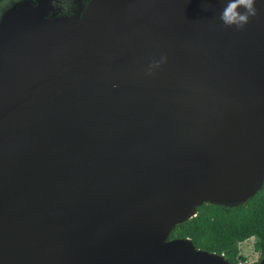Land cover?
<instances>
[{
	"label": "water",
	"instance_id": "water-1",
	"mask_svg": "<svg viewBox=\"0 0 264 264\" xmlns=\"http://www.w3.org/2000/svg\"><path fill=\"white\" fill-rule=\"evenodd\" d=\"M37 1L0 23V264H231L170 235L263 187L264 0Z\"/></svg>",
	"mask_w": 264,
	"mask_h": 264
},
{
	"label": "trees",
	"instance_id": "trees-1",
	"mask_svg": "<svg viewBox=\"0 0 264 264\" xmlns=\"http://www.w3.org/2000/svg\"><path fill=\"white\" fill-rule=\"evenodd\" d=\"M171 238H190L196 248L224 254L231 264L244 263L239 244L257 237L260 259L264 257V184L246 203L226 207L204 203L191 219L175 226ZM259 259V260H260Z\"/></svg>",
	"mask_w": 264,
	"mask_h": 264
},
{
	"label": "clouds",
	"instance_id": "clouds-1",
	"mask_svg": "<svg viewBox=\"0 0 264 264\" xmlns=\"http://www.w3.org/2000/svg\"><path fill=\"white\" fill-rule=\"evenodd\" d=\"M241 8L244 9L243 12L240 11ZM257 14L255 0H228L220 14V20L227 27L236 26L238 29H243L250 18ZM158 66V64L152 65V67Z\"/></svg>",
	"mask_w": 264,
	"mask_h": 264
},
{
	"label": "flooded vegetation",
	"instance_id": "flooded-vegetation-1",
	"mask_svg": "<svg viewBox=\"0 0 264 264\" xmlns=\"http://www.w3.org/2000/svg\"><path fill=\"white\" fill-rule=\"evenodd\" d=\"M20 0H0V23L4 16V13L8 11L11 7H13ZM34 4H38L37 0H32ZM78 0H51L50 4L53 9L49 13V17L53 15V13H57L58 15L68 14L75 3Z\"/></svg>",
	"mask_w": 264,
	"mask_h": 264
},
{
	"label": "rangeland",
	"instance_id": "rangeland-1",
	"mask_svg": "<svg viewBox=\"0 0 264 264\" xmlns=\"http://www.w3.org/2000/svg\"><path fill=\"white\" fill-rule=\"evenodd\" d=\"M256 242L257 237H251L239 244L240 254L246 258L243 264H255L261 260V253L256 247Z\"/></svg>",
	"mask_w": 264,
	"mask_h": 264
}]
</instances>
